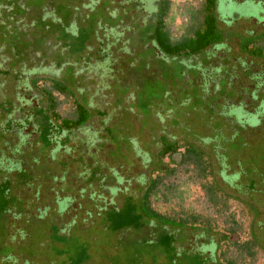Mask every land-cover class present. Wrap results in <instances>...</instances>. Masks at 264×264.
Instances as JSON below:
<instances>
[{
    "label": "rangeland",
    "instance_id": "rangeland-1",
    "mask_svg": "<svg viewBox=\"0 0 264 264\" xmlns=\"http://www.w3.org/2000/svg\"><path fill=\"white\" fill-rule=\"evenodd\" d=\"M96 1L0 0V264H264V241L254 234L264 232V8L255 6L258 0H221L219 16L207 0H170V7L166 0H140L143 14H153L151 6L155 14L138 11L126 18L124 5L116 16L104 13L106 6L123 11L118 4L124 0H103L92 9ZM209 18L218 32L209 44L218 48L210 53L219 56L229 46L228 53L254 62L247 68L250 60H241L243 65H234L240 73H232L227 62L233 56L221 61L218 86L206 81L201 92L196 73L216 63L208 50L197 58L174 55L159 39L207 41ZM101 36L113 42L110 63L94 59ZM257 39L263 48L250 51L249 42ZM250 70L252 78L246 77ZM33 76L45 78L39 88L64 76L69 96L55 92L59 105L48 100L32 106L38 103L36 89L27 87ZM252 82L262 83L244 93ZM249 94L258 104L246 107L252 126L228 141L226 157L228 168L245 170V190L244 180L229 178L234 171H222L220 148L234 125L224 117L223 127L213 129L225 109L215 114L213 107L221 98L248 103ZM7 114L12 119L2 126ZM5 130L11 132L2 137ZM187 138L210 152L215 174L203 177L194 163L176 167L166 157L154 174L162 164L177 168L165 178L172 189L160 187L152 200L159 212L201 215L204 223L153 222L143 191L119 189L139 185L137 175L148 177L153 166L144 153L156 150V143L180 145ZM160 158L155 155L156 162ZM116 176L121 181L114 182ZM210 182L222 187L213 200L206 190ZM209 239H218L222 249L209 254L201 248ZM250 240L251 254L233 245Z\"/></svg>",
    "mask_w": 264,
    "mask_h": 264
},
{
    "label": "flooded vegetation",
    "instance_id": "flooded-vegetation-1",
    "mask_svg": "<svg viewBox=\"0 0 264 264\" xmlns=\"http://www.w3.org/2000/svg\"><path fill=\"white\" fill-rule=\"evenodd\" d=\"M111 1H112V3H113V0H107L106 1V3L108 4L109 3V5H110V3H111ZM103 2V0H97L96 2H94V4H93V6H92V9H94V8H96V5L97 4H99V3H102ZM141 1L140 0H124V4L122 3V2H119V4H118V6L120 7L121 5H124L125 7H124V9L126 8L127 9V14L126 15H128V14H133V13H136V12H138V11H140V15H142V16H144V17H150V16H152V15H154L155 14V12L152 10V6H151V9H149V11H152V13L153 14H148V13H146V14H143L142 12H143V10H141L140 9V3ZM158 3V2H157ZM253 5H255L254 3H252ZM256 4L257 5H255L259 10H261L262 8H264V0H258L257 2H256ZM260 4L262 5V6H260ZM157 6V4L155 5V7ZM220 6H222L221 5V0L219 1V0H217V2H216V6H215V8H216V11H217V13H219V9H220ZM111 7V6H110ZM121 9H123V7H120ZM219 8V9H218ZM124 9H123V11H120V12H112L111 10L109 11V8L106 6L105 8H104V13L105 14H107V15H113V16H116V15H118V14H120V13H122V12H124ZM130 15H128L126 18H129L130 17ZM219 16H220V13H219ZM261 17V16H260ZM125 18V19H126ZM262 18V17H261ZM125 19H123V20H125ZM120 21L118 22V25L117 26H119L120 25ZM111 32L112 33V31H115V29H113L112 31L110 30V28H107V30H105V32ZM4 36V35H3ZM105 36H106V34H105ZM5 37V36H4ZM107 37V36H106ZM100 39H101V41L100 40H98V42L100 43V45L98 44V46H97V50L96 51H98L96 54H98V55H96V56H98V58H94V59H96V60H101V61H104V62H107V63H110L111 62V52L109 51L110 50V47H111V45L110 44H113V42H111L110 43V41H108V39H103L102 38V36L101 37H99ZM93 40V39H92ZM23 41H25V40H23ZM22 41V42H23ZM257 41H258V39L257 40H251L250 42H249V44H248V46H249V50L251 51V49L253 50L254 48H255V46L258 44L257 43ZM97 42V43H98ZM24 43V42H23ZM22 43V44H23ZM17 44V43H16ZM13 45V47H12V49L14 48V47H17V45ZM22 44H18V45H22ZM25 44V43H24ZM23 44V45H24ZM93 45V44H92ZM25 46V45H24ZM218 48V46L217 45H213V46H211V45H209L208 47H206V48H204L203 50H208V54H207V57H208V59H210V60H213V61H215L216 63H214V65H213V67H214V69H209V70H207L206 69V71L203 73H196V75H195V78H194V83H196L199 87H200V91L201 92H203L202 91V89L204 90V88H205V83H206V81H208V84H210V85H212V86H218V83H219V81L221 80V78H222V75L223 74H221V72H222V68H221V61H223V60H229V58H230V56H233V58H234V60H232V61H228L227 63H229V62H231L232 63V65H231V69L233 70H231V72L232 73H240V72H238V70H237V68H235L234 67V65L235 66H238V65H243L244 63H242L241 62V60H250V61H245L246 62V64L245 65H247L246 67L247 68H251V66H252V64H253V59L252 58H248L247 59V57H245L244 59H242V58H237V56L236 55H233V54H230V53H228V52H233L232 50H231V48L232 47H230L229 48V46H227L228 48H226V46H225V50H222V52L219 50V52H220V54H219V56H217V54H215V52H211L210 53V51L212 50V48ZM220 49H222V48H220ZM92 50H93V48H92ZM157 53H158V56H162V53L160 52V50H158L157 49ZM39 52V50L38 51H35V53H36V55H37V53ZM29 53V51H27V54ZM247 54H249L248 52H246ZM30 54V53H29ZM34 55L31 53L30 54V56L29 57H33ZM188 56V55H187ZM197 56H200V55H198V53L197 54H194L193 55V57L195 58H197ZM249 56H250V54H249ZM201 57V56H200ZM200 57H198V59L200 58ZM251 57V56H250ZM32 59V58H31ZM76 68V67H75ZM252 70H250V72H251ZM76 73H77V70H76ZM250 75L249 76H246V77H251V76H253L254 74H255V70L254 71H252L251 73H249ZM64 77V76H63ZM63 77H57V76H55V77H51V79H57V80H62L63 79ZM34 78H37V79H45L44 77H38V76H33L32 77V80L30 81V83H29V85L27 86V87H29L30 88V90H33V87H32V81H33V79ZM200 78H202V83L200 84L198 81V79H200ZM252 78V77H251ZM66 80V79H65ZM195 80H197V81H195ZM254 83V84H253ZM262 83V82H252V84L250 85V87L248 88V89H244V93H246V92H248V91H253L256 87H260V84ZM31 93H32V91H31ZM33 95L34 96H37V104L36 105H33L32 103H31V101H30V99H26V102H29V103H31L32 104V106H41L42 104H43V98H42V96L36 91L35 93H33ZM32 94L29 96V97H31V96H33ZM90 95V94H89ZM91 97V96H90ZM39 98V99H38ZM10 99V98H9ZM92 100H93V98H92ZM220 101H221V104L219 105V107L217 106V107H213V108H215V114L216 113H218V109H221V107H225V109H221V118H218V120H220L221 122H220V124H219V126L218 127H214L213 129H220L221 127H223V125L225 124L224 123V117H226V118H228V120L226 121V122H229V124H231V125H234V131H233V133L230 135V137L228 138V139H223L224 141H223V143L222 144H225V146L224 147H222V148H220L222 151H223V154H222V157H223V161H222V164H221V166H222V171L224 172L225 170H230V171H234L233 173H231V174H229L228 176H229V178H234V179H242V180H244L245 181V183H244V189H245V185H246V178H245V170L243 169V168H236V170H234V169H232V168H228V165H227V160H226V157H227V152L229 151V145H228V141L233 137V136H235L237 133L239 134V131H246V127H249V126H252V124H249L248 122H249V120H248V118H249V116H252V114L253 113H250L251 111L249 110V109H247L246 107H252V108H257L256 106L258 105L257 104V99L255 98V97H253L252 96V94H249V102L248 103H244V101H240V102H237V101H232V100H230V99H225V100H223L222 98L220 99ZM247 101V100H246ZM92 103H93V101H92ZM31 104H29V105H31ZM93 105H94V103H93ZM223 105V106H222ZM251 108V109H252ZM170 111H172V109H169V111L168 112H170ZM171 113V112H170ZM219 113H220V111H219ZM248 116V117H247ZM12 119V116L11 115H9V114H7V116L4 118V122L2 123V126L7 122V121H10ZM10 123V122H9ZM237 125H242V126H244V127H242V128H240L239 129V127L240 126H237ZM0 131H2V130H0ZM4 131V130H3ZM10 131V130H9ZM9 131H6L5 130V132H4V134H2V137H3V135H5V134H7V132H9ZM11 132V131H10ZM217 132V131H216ZM246 133V132H245ZM217 136V135H216ZM218 137V136H217ZM214 138H208L207 140H213ZM216 139V138H215ZM214 139V140H215ZM186 141L187 142H190V143H193V144H195L197 147H199L200 148V150L204 153L203 154V158L205 159V161L206 162H208V163H210V171L212 172V175H214L215 174V170L213 169V167H212V163H211V161L209 160V158H208V153H210L209 151H207L206 149H204V148H202L200 145H197L193 140H191V139H186ZM157 144V148H156V150L155 149H153V151H152V153H144V156H145V160L147 159V161L148 160H150L151 159V163H150V165L151 166H153V167H150V173H149V175H148V177L146 178L145 176H144V174H141V175H137L138 176V179H137V181L138 182H140L139 183V185H136V186H132V189L131 190H127V185H125V189H123V190H121V189H119L120 190V193H121V191H137V189L139 190L138 192H140L148 183H149V181H150V179L152 178V176L154 175V172H156L157 171V169H155V167L156 166H158V164H160V163H162V160L160 159V162H156L155 161V155H157V154H159L160 153V150H161V148H162V143H160V142H158V143H156ZM226 152V153H225ZM177 155V154H176ZM176 155H174V159H176L175 158V156ZM153 156V157H152ZM180 159V158H179ZM176 160H178V159H176ZM149 162V161H148ZM155 166V167H154ZM161 169H166V165H163L162 164V167H161ZM157 173H159V171L157 172ZM225 177V176H224ZM116 178V181H114V182H117L118 180L119 181H121L120 179H119V176H116L115 177ZM131 180V179H130ZM129 179H127V181H130ZM118 181V182H119ZM216 182V181H215ZM217 187H218V189H219V191H222V187L220 186V184H218L217 185ZM115 188V187H114ZM114 188H112V190L114 191V193L116 194L117 193V189H114ZM134 188V189H133ZM107 190V189H106ZM106 190H104L103 191V193L106 191ZM112 190L111 189H109L108 190V192H110L111 194H112ZM240 190V189H239ZM246 190V189H245ZM248 192V191H247ZM249 194V193H248ZM250 200H251V197H250ZM66 203V202H65ZM248 203V205H250L251 207H249V208H253V206L255 207V202L254 201H246V204ZM257 203V202H256ZM150 219L153 221V222H155L156 221V219L155 218H151L150 217ZM187 226H189V225H187ZM193 227V226H192ZM188 229V228H187ZM195 229V228H194ZM199 229H201V228H199ZM203 232H205L203 229H201ZM252 230H253V227H252ZM205 233H207L208 235L209 234H211V233H208V232H205ZM262 233L264 234V232L262 231ZM262 233H260V232H254V234L255 235H259L258 236V239L259 240H262V241H264L263 240V237H262ZM252 235H253V231H252ZM220 241L217 239V241H214L213 239H209L206 243H204V244H202L201 243V245H200V247L202 248V247H205L206 248V250L208 251V253L209 254H211V253H213V252H211V251H214V253L217 251V250H219L220 249V243H219ZM217 253V252H216Z\"/></svg>",
    "mask_w": 264,
    "mask_h": 264
},
{
    "label": "trees",
    "instance_id": "trees-1",
    "mask_svg": "<svg viewBox=\"0 0 264 264\" xmlns=\"http://www.w3.org/2000/svg\"><path fill=\"white\" fill-rule=\"evenodd\" d=\"M210 1H216V0H207V5L209 6L208 8H215L216 4H214L212 7L210 6L211 4L209 3ZM217 2V1H216ZM167 3V7L169 5V7L171 6L170 4V0H166ZM204 3V2H203ZM203 5V4H202ZM168 10V9H167ZM210 24H211V29L206 32L208 33V38L209 40L204 41V40H200L198 37L193 38V37H188L187 39H183L181 41H174L171 38H167V37H161L159 39L160 42V46H164V48H166L167 52L174 54V55H183L186 54L188 56L194 55L199 53L200 51H202L204 48H206L209 44L212 43V37L214 36V34H217L218 32L216 31V21L213 20L212 18L210 19ZM183 35V34H182ZM196 42V43H195ZM258 47L263 48V46H261L260 42L256 45ZM255 46V47H256ZM252 50V49H251ZM254 50V49H253ZM254 55H256V53L253 52ZM264 55V48L262 49V54L260 56ZM38 81L39 79L34 78L32 81V87L33 89H36V91L42 96V100H43V104L41 105L42 107L45 105H48V100H52L55 101L56 103H58L59 105V100L58 97L55 95V92H59L60 94H66L68 93L67 89L68 87L66 86V83L62 82L61 80H57V79H50V84L49 86H45L42 88L38 87ZM69 96V95H67ZM75 110V109H74ZM59 115V112H58ZM76 116V114L74 115V117ZM59 118L61 120H63L64 122L67 121L68 117H61L59 115ZM71 118V117H70ZM69 121V120H68ZM242 126V125H241ZM244 127V126H242ZM242 127H239L242 128ZM167 143H162V148L160 150L159 155H161V160L165 159L166 157H170L171 161L174 162L176 164V167L178 165H182V164H187V163H194V166L200 171V173L202 174L203 177H208L212 175V172L209 170L210 169V163L206 162L205 159L203 158V152L200 150L199 147H197L195 144L190 143V142H186L185 144H176V143H172L169 140H166ZM19 145V149H20V144ZM23 145V144H21ZM181 148L183 149V151L181 150ZM179 154L180 155V159L176 160L174 159V155ZM161 171H159V173H157L156 175L154 174L152 176V178L150 179V183L151 186H148V184L141 190L144 192V196L145 198H147V213L149 215V217L151 218H161V219H170V218H178L181 220H186L184 222V224L189 225H196L200 223H204V221H202V219H200L201 215H196V214H185V216H180L179 214L174 213L173 211L171 213H163V212H159L153 203L152 197L154 195H156L159 191H160V187L163 186V188H167L168 190H171L172 188L169 185H165V178L169 175H173L175 174V172L177 171V168L175 167H170V166H166V169H160ZM206 190L208 192V194L210 195L211 199L213 200L214 197H216L218 195V193L220 192L218 187H213L211 185V182L206 186ZM165 199H167L168 197H164ZM61 209H66V204L64 202L63 206L61 207ZM184 215V214H183ZM192 220H189V219ZM207 220L211 221L209 218H206ZM232 225H237V222L234 220L235 218L232 217ZM233 231V230H232ZM253 241H249L246 243H242L240 244L237 241L233 242L234 246H240L243 247L245 250L248 251V253H252V249L254 247ZM220 248L222 249V243L220 244ZM222 256L226 255V251H222L221 253Z\"/></svg>",
    "mask_w": 264,
    "mask_h": 264
}]
</instances>
